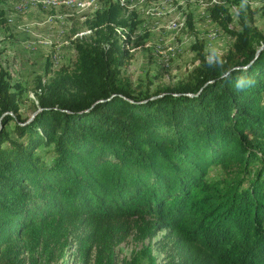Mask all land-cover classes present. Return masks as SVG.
Masks as SVG:
<instances>
[{
    "label": "trees",
    "instance_id": "obj_1",
    "mask_svg": "<svg viewBox=\"0 0 264 264\" xmlns=\"http://www.w3.org/2000/svg\"><path fill=\"white\" fill-rule=\"evenodd\" d=\"M123 5L106 0L90 14L71 66L51 74L46 60L51 75L38 78L32 117L0 62V264H53L74 246L83 264H118L116 247L129 237L142 245L124 264H264L255 10L214 3L209 15L232 39L226 53L210 59L196 40L186 78L134 84L122 68L137 21ZM232 5L239 28L229 27ZM5 15L0 8V32ZM159 232L162 262L150 243Z\"/></svg>",
    "mask_w": 264,
    "mask_h": 264
},
{
    "label": "rangeland",
    "instance_id": "obj_2",
    "mask_svg": "<svg viewBox=\"0 0 264 264\" xmlns=\"http://www.w3.org/2000/svg\"><path fill=\"white\" fill-rule=\"evenodd\" d=\"M106 0H86L83 6L68 3L34 2L32 0H0L8 20V29L0 32V62L8 67L13 81L24 88L21 112L32 116L30 99L38 78L47 79L60 66H71L76 57L74 40L89 36L86 20L100 9ZM224 0H134L123 5V15L132 16L137 28L131 37L130 57L122 70L134 84L153 80L154 84L173 85L186 78L194 68L196 40L203 41L206 55L220 58L229 48L232 39L210 17L209 9ZM49 2V3H48ZM98 2V4H94ZM263 0H240L241 8L249 4L255 10L253 24L264 33ZM25 3V4H24ZM64 4H67L64 5ZM138 4V5H137ZM71 6V7H70ZM230 28H239L240 16L235 5L230 8ZM192 17V26L187 22ZM132 18V17H131ZM192 27V28H191ZM52 63L51 74L45 73V62ZM159 232L150 241L158 261L163 253L154 244L161 238ZM148 240L143 244H147ZM142 243L129 237L116 247L118 264H124ZM75 246L70 247L63 259L53 264H83L75 257Z\"/></svg>",
    "mask_w": 264,
    "mask_h": 264
},
{
    "label": "bare ground",
    "instance_id": "obj_3",
    "mask_svg": "<svg viewBox=\"0 0 264 264\" xmlns=\"http://www.w3.org/2000/svg\"><path fill=\"white\" fill-rule=\"evenodd\" d=\"M34 2H46L47 0H32ZM86 0H52L54 3H68V5L83 6ZM123 4L132 3L134 0H120ZM49 3V2H48ZM96 3V2H95ZM25 4V3H24ZM67 6V4H64ZM138 5V4H137ZM71 7V6H70Z\"/></svg>",
    "mask_w": 264,
    "mask_h": 264
},
{
    "label": "built area",
    "instance_id": "obj_4",
    "mask_svg": "<svg viewBox=\"0 0 264 264\" xmlns=\"http://www.w3.org/2000/svg\"><path fill=\"white\" fill-rule=\"evenodd\" d=\"M83 1V0H82ZM98 1V0H97ZM94 4H98V2L94 3Z\"/></svg>",
    "mask_w": 264,
    "mask_h": 264
},
{
    "label": "clouds",
    "instance_id": "obj_5",
    "mask_svg": "<svg viewBox=\"0 0 264 264\" xmlns=\"http://www.w3.org/2000/svg\"><path fill=\"white\" fill-rule=\"evenodd\" d=\"M239 86H241V85L238 84V87H239Z\"/></svg>",
    "mask_w": 264,
    "mask_h": 264
},
{
    "label": "water",
    "instance_id": "obj_6",
    "mask_svg": "<svg viewBox=\"0 0 264 264\" xmlns=\"http://www.w3.org/2000/svg\"><path fill=\"white\" fill-rule=\"evenodd\" d=\"M34 114H35V113H33V115H34ZM33 115H32V116H33ZM32 116H31V117H32Z\"/></svg>",
    "mask_w": 264,
    "mask_h": 264
}]
</instances>
